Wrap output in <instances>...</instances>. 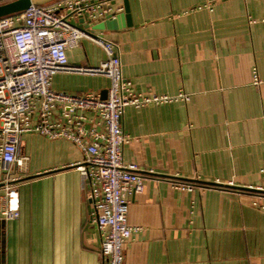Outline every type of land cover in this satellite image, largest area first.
Returning a JSON list of instances; mask_svg holds the SVG:
<instances>
[{"label": "crops", "instance_id": "crops-1", "mask_svg": "<svg viewBox=\"0 0 264 264\" xmlns=\"http://www.w3.org/2000/svg\"><path fill=\"white\" fill-rule=\"evenodd\" d=\"M112 1L110 12H123L122 0ZM205 3L212 11L196 9ZM128 7L129 25L96 29L103 19L88 31L118 43L134 91L189 98L124 109L123 160L143 175V190L128 196L133 230L124 264H264V212L245 190L264 185V0H128ZM105 58L85 37L67 50L70 66L94 67ZM109 85L102 74L52 77L54 90L70 94H101ZM19 154L28 158L22 169L11 167L21 179L20 215L0 221V264H105L73 166L82 159L79 148L28 132ZM2 196L0 188V202Z\"/></svg>", "mask_w": 264, "mask_h": 264}, {"label": "built area", "instance_id": "built-area-1", "mask_svg": "<svg viewBox=\"0 0 264 264\" xmlns=\"http://www.w3.org/2000/svg\"><path fill=\"white\" fill-rule=\"evenodd\" d=\"M107 4L108 0H60L32 4L0 17V221L20 215L21 179L11 167L22 169L28 160L19 154L22 135L37 132L49 139L69 140L82 153L73 166L92 208L100 254L105 264H124V246L133 230L127 221L128 196L143 190L140 168L123 160L129 138L122 127L124 109L187 101L189 96L183 91L175 95L134 91L122 74L118 43L71 22L72 18L93 23L113 17ZM202 8L213 9L210 3L196 7ZM84 37L99 45L106 58L94 67L70 66L67 50ZM59 71L105 75L110 80L106 96L54 90L52 77ZM252 82H261L255 68ZM259 173L264 179V166ZM176 187L190 189L191 185L178 183ZM245 190L252 193L251 206L264 212V185H250Z\"/></svg>", "mask_w": 264, "mask_h": 264}, {"label": "water", "instance_id": "water-1", "mask_svg": "<svg viewBox=\"0 0 264 264\" xmlns=\"http://www.w3.org/2000/svg\"><path fill=\"white\" fill-rule=\"evenodd\" d=\"M115 1L113 0L112 3H114ZM123 3V12L120 13H115L114 14V18L112 16H108L106 18V20H104L103 22H101V24L99 26H96V29H104L106 24H109V28L113 29L114 28V24L116 21L118 26H125V25H129L130 21H129V7H128V0H122ZM32 4H38V0H9L3 3H0V17L7 15V14H11V13H15L21 10H24L26 8H28L30 5ZM84 19L80 18V21L82 22ZM119 22V23H118ZM89 27V24L86 23L84 24L81 28L82 30L86 31L88 30L87 28ZM106 92L107 91H103L101 93V96L104 98L106 96ZM206 184H215L212 182H204Z\"/></svg>", "mask_w": 264, "mask_h": 264}]
</instances>
